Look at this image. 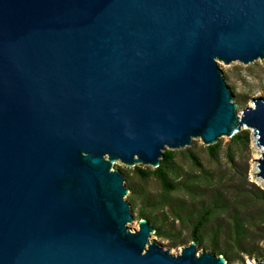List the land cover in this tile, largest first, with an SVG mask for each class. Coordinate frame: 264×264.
Segmentation results:
<instances>
[{
  "label": "water",
  "instance_id": "95a60500",
  "mask_svg": "<svg viewBox=\"0 0 264 264\" xmlns=\"http://www.w3.org/2000/svg\"><path fill=\"white\" fill-rule=\"evenodd\" d=\"M258 59L264 0H0V264H226L132 231L109 160L243 127L264 150V97L237 117L218 65Z\"/></svg>",
  "mask_w": 264,
  "mask_h": 264
},
{
  "label": "trees",
  "instance_id": "16d2710c",
  "mask_svg": "<svg viewBox=\"0 0 264 264\" xmlns=\"http://www.w3.org/2000/svg\"><path fill=\"white\" fill-rule=\"evenodd\" d=\"M250 140L248 129L231 138L225 150L228 168L219 165L222 144L216 143L206 148L216 167L188 148V167L177 160V151L166 149L156 168L139 166L132 175L121 170L131 212L146 219L154 234L170 240L171 246L195 242L198 250L221 255L226 264L246 257L264 261V188L250 179L249 166L242 165L236 149L249 146ZM151 177L160 184L155 195L146 188Z\"/></svg>",
  "mask_w": 264,
  "mask_h": 264
},
{
  "label": "rangeland",
  "instance_id": "374dc122",
  "mask_svg": "<svg viewBox=\"0 0 264 264\" xmlns=\"http://www.w3.org/2000/svg\"><path fill=\"white\" fill-rule=\"evenodd\" d=\"M218 65L221 69V72L223 74V77L226 80L227 85L230 88V91L232 93V101L236 104L235 111L237 113V117H239L242 114L243 109H245L248 106L252 105V102L254 99L258 97H264V59H258L257 61L250 63V64H244L238 61L232 62L230 64H225L222 60H218ZM247 128L243 127L240 131L245 130ZM250 131V144L249 146L245 147L244 145L236 147L238 153H240V156L242 158V165L247 162L249 166V177L250 179L256 183L257 185L264 188V182L260 183L258 181L257 177V160L261 157L262 153L264 152L263 148L258 146L256 142V137L253 134V131L251 129H248ZM232 137L229 136H222L218 139L216 143L222 144V153H221V162L219 165H222V167L228 168L229 163H227V158L225 157V150L227 145L230 143ZM214 143V144H216ZM212 144V145H214ZM207 145L204 143L201 137H193L192 143L189 146H186L184 148L177 149V160L184 166L188 167L190 165V161L186 157V149L191 148L193 152H195L200 159L208 166L216 167V163H213V161L210 159L208 152H207ZM168 150V149H167ZM238 161V159H237ZM109 162L112 164L111 169H118L126 170L130 175L133 174V170L136 167L144 166V167H152L148 166L142 163H135V165H129L126 164L119 159L116 160H109ZM154 168V167H152ZM146 188L149 191L150 194L155 195L160 191V184L159 182L154 178L151 177L146 182ZM129 194L126 195L128 197ZM133 214V213H132ZM134 220L129 222L127 226L132 230L135 231L139 229V219L135 216V213L133 214ZM156 241L159 244L162 245L164 249H167L170 251L171 254L178 255L182 252V249L186 245H180L177 247L171 246V242L168 239L160 238L156 236L154 233H152L150 237V242ZM199 252H202V250H199ZM258 260L257 258H251L246 257L244 261H239L234 264H257Z\"/></svg>",
  "mask_w": 264,
  "mask_h": 264
},
{
  "label": "bare ground",
  "instance_id": "6f19581e",
  "mask_svg": "<svg viewBox=\"0 0 264 264\" xmlns=\"http://www.w3.org/2000/svg\"><path fill=\"white\" fill-rule=\"evenodd\" d=\"M258 181H259L260 183H263V182H262L263 180H262V179H260V178L258 179Z\"/></svg>",
  "mask_w": 264,
  "mask_h": 264
}]
</instances>
